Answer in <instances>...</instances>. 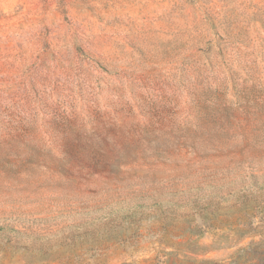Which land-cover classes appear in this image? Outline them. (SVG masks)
<instances>
[{"label": "rangeland", "instance_id": "1", "mask_svg": "<svg viewBox=\"0 0 264 264\" xmlns=\"http://www.w3.org/2000/svg\"><path fill=\"white\" fill-rule=\"evenodd\" d=\"M0 264H264V0H0Z\"/></svg>", "mask_w": 264, "mask_h": 264}]
</instances>
